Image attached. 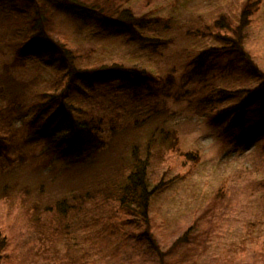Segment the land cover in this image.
Here are the masks:
<instances>
[{
  "label": "rangeland",
  "instance_id": "rangeland-1",
  "mask_svg": "<svg viewBox=\"0 0 264 264\" xmlns=\"http://www.w3.org/2000/svg\"><path fill=\"white\" fill-rule=\"evenodd\" d=\"M105 2L153 19L141 31L165 43L154 48L118 37L54 8L45 33L59 45L67 39L86 55L80 68L117 64L148 72L151 95H134L120 81L64 93L63 67L51 47L17 65L36 34V13H45L44 2L0 0V109L14 102L9 93L17 88L25 116L12 114L8 124L0 117V138L16 147L0 154V232L8 239L7 264H264V107L256 103L242 121L237 111L218 117L228 108L237 110L259 80L247 69L230 70L231 59L220 56L223 47L210 35L216 21L236 23L243 6L258 4L244 45L264 72V0H98L95 6ZM211 49L219 57L209 62V73L193 75L196 57ZM224 89L231 94L223 96ZM53 95L80 108L74 113L78 119L105 118L103 136L117 146L98 163L129 145L138 129L144 139L160 128L176 133V148L166 151L152 173L164 185L151 205L158 251L140 238L147 228L123 215L118 204L87 202L85 213L73 214L76 197L95 180L97 164L52 158L46 140L31 136L29 122ZM17 106L4 111L15 113ZM9 112L4 119L11 118ZM147 117L150 122L142 123ZM60 216L70 220L66 234ZM186 233L187 241L168 254Z\"/></svg>",
  "mask_w": 264,
  "mask_h": 264
},
{
  "label": "trees",
  "instance_id": "trees-1",
  "mask_svg": "<svg viewBox=\"0 0 264 264\" xmlns=\"http://www.w3.org/2000/svg\"><path fill=\"white\" fill-rule=\"evenodd\" d=\"M42 1L44 2L45 13L43 11L36 13V34L22 48L17 65L22 63V59L38 56L51 47L53 53L58 55L57 59L60 60L63 67L64 80L60 83V86L65 90L64 93L71 92L73 88L81 89V85L93 88L96 84L110 81H120L121 84L125 85V90L133 91L134 95H139L141 92L150 95L154 93L150 86V80L153 77L146 71L129 69L117 64L113 66L101 65L100 67H94V64L92 67L80 68L86 55L76 51L67 39L64 40V44L60 45L52 42L44 29V24L47 23V18L51 17L54 8L79 19L87 26H97L106 31H113L118 37L130 36L140 43L157 48L159 43L161 45L165 42H161L162 40H159V38L145 36L141 31L148 28L154 22L153 19L145 16L138 17L131 9L115 4L109 5L105 2L104 5L95 6L98 0H95L94 3L91 0ZM257 6L258 4L247 3L242 7L236 23L222 18L221 22L216 21L211 28V38L223 47L224 54L220 56L227 55L231 59L227 65L230 70L247 69L256 80H259L258 87L255 90L248 91L249 99L238 105L237 110H235L236 107L228 108L221 111L218 117H224L230 112L237 111L235 117L242 121L247 111L254 107L256 103L261 102V108L264 107V72L246 53L244 45L245 31L250 25ZM214 53L215 50L211 49L198 55L195 59V69L191 73L195 76H206L211 70L207 68L209 62L214 63L219 57ZM7 79L6 89L10 85L8 82L11 78L7 77ZM15 85L19 84L15 82ZM9 91L11 90L9 89ZM17 92L19 93V90L16 88V92L11 91L9 93L12 95L14 102H8L9 108L12 105L10 109L14 108L13 105H18L15 113L4 111L8 107L0 109V117L2 116V122L5 124L11 123L15 114L19 115V120L25 117L22 114V110H24L22 103L19 100L21 96ZM221 93L223 96L231 94L229 90L225 89L221 90ZM49 99L47 106H39L40 110L29 122L31 136H35L36 140H46V148L52 158L57 155V159L70 160L72 164L83 165L89 161H95L94 164H97L95 180L76 197L77 204L74 205L75 212L73 214L79 217L83 212L85 213L87 202L99 203L101 201L107 203V205L118 204L123 215L135 217L134 219L147 228L146 232L140 235V238L153 246L155 239L154 234L151 232L153 227L151 205L154 197L162 191L164 185L163 180L153 179L152 173L162 165L166 151H172L176 148V133L160 128L159 132L155 129L144 139L139 136L138 129L133 135L134 140L129 145L126 144L128 146L121 145V147H124L123 150L114 149L116 153L112 154V158L98 163L104 152L117 146V141H111L109 135L103 136L102 124L106 123L105 118L78 119L74 113L81 111L80 108L73 107L66 97L63 96L59 102L57 95L50 96ZM51 107L54 108L52 112L50 111ZM8 112L11 114V118L4 119ZM151 119V117H147V120L145 118L142 123L146 124ZM261 121L264 123V118ZM134 122L140 124L138 120ZM2 131L0 127V136ZM15 148L11 139L0 138V154L8 155L10 149ZM117 151H119L118 154ZM263 183L261 185L264 186ZM34 207L35 211L40 209L38 205ZM58 220L60 228L63 227V231H65L63 233L66 234L69 228L66 226L68 221L70 222L69 218L60 216ZM30 221H34V219L30 217ZM57 231L62 233L61 229ZM187 238L188 233L179 238L167 253H172L187 241ZM7 247L8 239L0 232V264L8 263ZM153 248L155 251L159 250V247L155 248L153 246Z\"/></svg>",
  "mask_w": 264,
  "mask_h": 264
}]
</instances>
